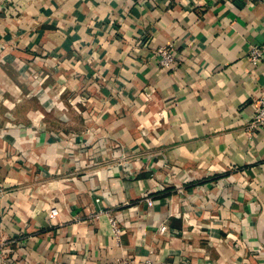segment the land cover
<instances>
[{
	"label": "crops",
	"instance_id": "obj_1",
	"mask_svg": "<svg viewBox=\"0 0 264 264\" xmlns=\"http://www.w3.org/2000/svg\"><path fill=\"white\" fill-rule=\"evenodd\" d=\"M3 7L0 248L12 264H264V127L248 123L264 91V0Z\"/></svg>",
	"mask_w": 264,
	"mask_h": 264
},
{
	"label": "built area",
	"instance_id": "obj_2",
	"mask_svg": "<svg viewBox=\"0 0 264 264\" xmlns=\"http://www.w3.org/2000/svg\"><path fill=\"white\" fill-rule=\"evenodd\" d=\"M7 0H0V8H4L3 5ZM247 4L252 3L254 0H242ZM171 45H167L160 49V55L162 58L160 59V63L163 66L170 67L172 62L174 61V55L171 51ZM262 57V49L259 47H252L249 53V58L252 63H257V61ZM249 127L251 128H263L264 127V91L260 93V95L255 100V106L250 111L249 114ZM149 202L150 199H149ZM58 213V210L53 207L50 209L49 216L53 217ZM119 232V230L117 229ZM0 264H12L10 260L9 254L5 248H0ZM120 264H154L151 259L145 258L140 259L136 257H128L123 256L120 258Z\"/></svg>",
	"mask_w": 264,
	"mask_h": 264
}]
</instances>
